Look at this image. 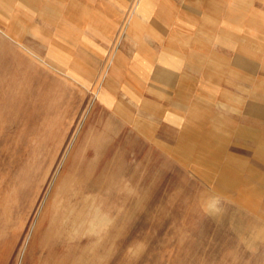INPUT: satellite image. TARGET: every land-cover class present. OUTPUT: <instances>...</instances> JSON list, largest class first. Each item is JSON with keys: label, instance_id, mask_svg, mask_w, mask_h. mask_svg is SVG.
Returning a JSON list of instances; mask_svg holds the SVG:
<instances>
[{"label": "rangeland", "instance_id": "374dc122", "mask_svg": "<svg viewBox=\"0 0 264 264\" xmlns=\"http://www.w3.org/2000/svg\"><path fill=\"white\" fill-rule=\"evenodd\" d=\"M262 142L264 0H0V264H264Z\"/></svg>", "mask_w": 264, "mask_h": 264}, {"label": "crops", "instance_id": "0c3cea01", "mask_svg": "<svg viewBox=\"0 0 264 264\" xmlns=\"http://www.w3.org/2000/svg\"><path fill=\"white\" fill-rule=\"evenodd\" d=\"M246 133H248L249 136L251 135L250 138L256 139V136H255L254 133L247 132V131H242L241 132V134L244 135V136H246L245 135ZM189 145H193V143H189ZM256 147H257V151H258L259 156H261L262 158H264V142L258 143L256 145ZM224 171H225L224 173H239L241 171V168L238 167V166L236 168H233V167L232 168H224ZM249 174L251 176L253 175V176L258 177V175H254V173H249Z\"/></svg>", "mask_w": 264, "mask_h": 264}]
</instances>
